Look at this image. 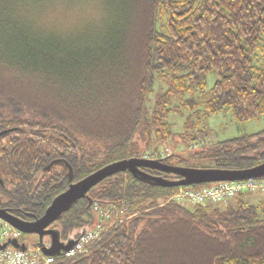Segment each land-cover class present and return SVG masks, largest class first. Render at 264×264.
<instances>
[{"label": "trees", "instance_id": "obj_1", "mask_svg": "<svg viewBox=\"0 0 264 264\" xmlns=\"http://www.w3.org/2000/svg\"><path fill=\"white\" fill-rule=\"evenodd\" d=\"M30 1L0 0V130L11 128L0 134V207L21 219L40 216L68 186L64 161L43 170L53 159L69 162L75 181L172 137L173 110H186L194 131L221 111L239 121L264 114V0H102L96 28L64 35L14 8ZM191 157L251 167L264 160V128ZM179 188L129 171L104 178L88 190L92 202L119 200L138 213L55 264H264V199L239 192L204 204L163 203ZM95 221L81 197L51 225L66 241Z\"/></svg>", "mask_w": 264, "mask_h": 264}, {"label": "water", "instance_id": "obj_2", "mask_svg": "<svg viewBox=\"0 0 264 264\" xmlns=\"http://www.w3.org/2000/svg\"><path fill=\"white\" fill-rule=\"evenodd\" d=\"M9 129L11 128L0 130V134ZM56 161H64L66 163L69 183L63 191L52 198L40 216L32 220H25L17 217L5 208L0 207L1 219L7 221L23 233H37L39 235V241L37 243L42 245L43 252L52 255H59L62 251L71 248L75 243V239L70 238L66 241L60 240L58 230L48 227V225L58 219L64 211L73 206L81 197H86L88 199V206H90L92 204V199L87 195L88 190L104 178L119 171H129L134 177L140 180L149 181L154 185L166 187L187 186L190 184L209 183L221 180H241L264 177V160L251 167L220 168L174 165L165 162L164 158L145 159L141 157H128L104 164L84 177L74 181L72 166L64 158L51 160L43 167V170H47ZM143 167L157 169L166 173H173L180 177L173 179L161 175L150 174L145 171ZM44 234L51 235V243L49 246L43 245L42 237ZM8 244L22 250L26 248L25 242L19 241L17 238H9L5 242L0 243V246L5 247Z\"/></svg>", "mask_w": 264, "mask_h": 264}, {"label": "built area", "instance_id": "obj_3", "mask_svg": "<svg viewBox=\"0 0 264 264\" xmlns=\"http://www.w3.org/2000/svg\"><path fill=\"white\" fill-rule=\"evenodd\" d=\"M148 158V156H143ZM264 191V177L248 178L241 180H221L209 182V184L192 188L189 185L180 188L169 194L163 203L175 201L178 203L190 202L191 204H204L207 202L223 201L233 197L239 192ZM92 210L96 215L95 223L85 229L74 238V245L62 251L59 255L46 254L42 250L41 244L27 243L24 250L8 244L0 246V264H55L58 257L69 259L87 252L94 244L100 241L104 234L110 229L112 224L123 222L125 219L138 213V209L133 208L123 201L112 202H92ZM23 232L12 226L7 221L0 218V243L9 238H17L21 241ZM50 241L43 243L50 245Z\"/></svg>", "mask_w": 264, "mask_h": 264}, {"label": "rangeland", "instance_id": "obj_4", "mask_svg": "<svg viewBox=\"0 0 264 264\" xmlns=\"http://www.w3.org/2000/svg\"><path fill=\"white\" fill-rule=\"evenodd\" d=\"M29 4L32 5L34 9H39L40 7L44 6L41 0H32L29 2ZM73 5L78 4L74 3ZM90 5L93 6L94 13L99 10V18L95 21L83 22L79 28H77L75 31L69 32V34H76L91 30L92 28H96L94 26H98L100 22H102L105 17V10L102 0H93ZM27 18L33 22L31 18ZM46 31L53 33L48 30ZM215 78L216 74L214 72L211 71L207 74L206 91H208L212 86ZM176 102L177 99L173 100V103ZM185 113L186 110H180V112L173 110L170 115V121L172 122V130L175 133L168 139L162 140L161 142L152 143L149 147L144 149L141 156L138 157L144 158L143 156L147 155L148 158L145 159H159L173 154L174 156H172L170 159V162L172 163L170 164L195 167H211L210 162L199 161L195 158L193 159L192 157L190 158V153L204 145L239 136L245 133L257 132L264 128V114L257 118L239 121L235 120L229 111H221L217 114L210 115L206 122H202L203 125L200 131H194V127L189 125L185 126ZM175 155H177V157L178 155H181L185 160L179 161ZM248 193L250 194V198L253 201L264 199V191H252ZM184 204L189 205L191 203L188 201L184 202ZM21 240L27 243H33V234L23 233Z\"/></svg>", "mask_w": 264, "mask_h": 264}, {"label": "clouds", "instance_id": "obj_5", "mask_svg": "<svg viewBox=\"0 0 264 264\" xmlns=\"http://www.w3.org/2000/svg\"><path fill=\"white\" fill-rule=\"evenodd\" d=\"M14 8L20 15L31 18L37 27L60 35L75 31L85 21L91 22L99 18V10L94 13L90 4L42 6L34 9L30 4L19 3Z\"/></svg>", "mask_w": 264, "mask_h": 264}, {"label": "snow or ice", "instance_id": "obj_6", "mask_svg": "<svg viewBox=\"0 0 264 264\" xmlns=\"http://www.w3.org/2000/svg\"><path fill=\"white\" fill-rule=\"evenodd\" d=\"M44 6H71L74 3L80 6H86L93 2V0H41Z\"/></svg>", "mask_w": 264, "mask_h": 264}, {"label": "flooded vegetation", "instance_id": "obj_7", "mask_svg": "<svg viewBox=\"0 0 264 264\" xmlns=\"http://www.w3.org/2000/svg\"><path fill=\"white\" fill-rule=\"evenodd\" d=\"M48 227L55 228L51 224L48 225ZM32 234H33V241L38 242L39 241V235L37 233H32ZM42 241H43V243H47V242L51 241V235L50 234H44L42 237Z\"/></svg>", "mask_w": 264, "mask_h": 264}]
</instances>
